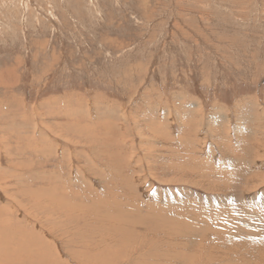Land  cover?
Listing matches in <instances>:
<instances>
[{
  "label": "rangeland",
  "instance_id": "374dc122",
  "mask_svg": "<svg viewBox=\"0 0 264 264\" xmlns=\"http://www.w3.org/2000/svg\"><path fill=\"white\" fill-rule=\"evenodd\" d=\"M229 263L264 264V0H0V264Z\"/></svg>",
  "mask_w": 264,
  "mask_h": 264
},
{
  "label": "bare ground",
  "instance_id": "6f19581e",
  "mask_svg": "<svg viewBox=\"0 0 264 264\" xmlns=\"http://www.w3.org/2000/svg\"><path fill=\"white\" fill-rule=\"evenodd\" d=\"M158 92V91H157ZM163 93V92H162ZM236 103V102H235ZM5 143V142H4ZM218 244V243H217ZM229 264H231V263H229Z\"/></svg>",
  "mask_w": 264,
  "mask_h": 264
}]
</instances>
